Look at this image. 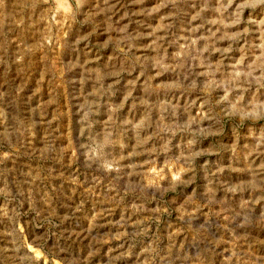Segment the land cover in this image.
<instances>
[{
    "label": "rangeland",
    "instance_id": "1",
    "mask_svg": "<svg viewBox=\"0 0 264 264\" xmlns=\"http://www.w3.org/2000/svg\"><path fill=\"white\" fill-rule=\"evenodd\" d=\"M0 264H264V0H0Z\"/></svg>",
    "mask_w": 264,
    "mask_h": 264
}]
</instances>
